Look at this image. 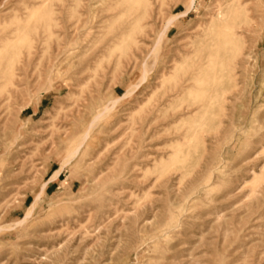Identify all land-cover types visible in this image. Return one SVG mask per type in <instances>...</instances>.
Listing matches in <instances>:
<instances>
[{
    "label": "rangeland",
    "instance_id": "rangeland-1",
    "mask_svg": "<svg viewBox=\"0 0 264 264\" xmlns=\"http://www.w3.org/2000/svg\"><path fill=\"white\" fill-rule=\"evenodd\" d=\"M188 4L0 0V264H264V0Z\"/></svg>",
    "mask_w": 264,
    "mask_h": 264
},
{
    "label": "bare ground",
    "instance_id": "bare-ground-1",
    "mask_svg": "<svg viewBox=\"0 0 264 264\" xmlns=\"http://www.w3.org/2000/svg\"><path fill=\"white\" fill-rule=\"evenodd\" d=\"M194 0H190V5L189 6H191L192 5V2H193ZM189 9H190V7H189ZM189 9H187L186 11H184V12H180V13H178V14H176V15H173V16H170L168 19H167V21H166V24H165V26L163 27V29H161V31L159 32V34H158V37H157V40H156V42H155V47H158V45L160 44V42H161V40H162V38L165 36V34H166V32H167V30H168V27H169V25L173 22V21H175L177 18H179V17H181V16H183V15H185L187 12H188V10ZM219 14V13H218ZM222 16V15H221ZM219 37V36H218ZM222 38V37H221ZM224 39V38H223ZM217 40V39H216ZM220 45V44H219ZM157 49V48H156ZM207 55H208V53H207ZM206 55V56H207ZM211 59V58H210ZM207 60V59H206ZM207 61H209V58H208V60ZM206 61V62H207ZM201 62H203V59H202V61ZM212 62V61H211ZM203 64V63H202ZM207 64V63H206ZM219 64V63H218ZM153 65H154V63H153ZM152 65V66H153ZM208 65V64H207ZM203 66V65H202ZM145 67V66H144ZM143 67V68H144ZM204 69V68H203ZM210 69V68H209ZM144 70V71H143ZM142 71H143V73H141L142 75H141V78H140V82H142V81H144L145 80V78H146V70L145 69H143ZM194 71H197V70H195L194 69ZM198 71H199V68H198ZM216 71V70H215ZM192 72V71H191ZM206 72V71H205ZM210 72V71H209ZM219 72H220V70H219ZM196 73V72H195ZM201 73V72H200ZM213 73V72H212ZM211 73V74H212ZM192 74H194V73H192ZM197 74V73H196ZM199 74V73H198ZM197 74V75H198ZM220 74H222V73H220ZM215 75V74H214ZM217 75V74H216ZM224 75V74H223ZM194 76V75H193ZM201 75H198V77H200ZM218 76V75H217ZM194 77H197V76H194ZM205 77V76H204ZM200 78H202V76L200 77ZM200 78H197V79H200ZM208 78V77H207ZM209 79H210V77H209ZM224 79H226V78H224ZM191 80V79H190ZM189 79H188V81H190ZM205 80H207V79H205ZM216 80V79H215ZM219 80V79H218ZM186 81V80H185ZM192 81H193V79H192ZM223 81V80H222ZM139 82V83H140ZM225 82V81H224ZM228 82V81H227ZM138 83V84H139ZM214 83V82H213ZM135 84V83H134ZM137 84V83H136ZM137 84V85H138ZM221 84V83H220ZM219 84V85H220ZM137 85L136 86H134V87H136L137 88ZM222 85V84H221ZM131 86V85H130ZM130 86L128 87V88H130ZM224 86V85H223ZM221 87V86H220ZM132 88V87H131ZM223 89V88H222ZM132 90L133 89H130V90H126V94H125V96H129L131 93H132ZM134 90H135V88H134ZM134 92V91H133ZM117 100H120V98H118V99H115V100H113V101H111V106H109L108 104L106 105V106H104L98 113H96L94 116H93V119H92V121L86 126V128H85V130H84V133H83V136H81L82 138L80 139V141H79V143L77 144V146L75 147V149L72 151V153L69 155L70 157H73L78 151H79V149H80V147L82 146V144L87 140V138L89 137V132H90V130L92 129V127L95 125V123L98 121V119L100 118V117H102L103 116V114H105L106 112H108V110H110L113 106H114V104L117 102ZM77 155V154H76ZM69 161V158L64 162V163H67ZM63 166V165H62ZM58 174H59V170H56V171H54L53 172V175H52V177H50L51 179H55L57 176H58ZM43 188V187H42ZM41 194V193H40ZM36 198V197H35ZM35 201H37V200H35ZM31 207H33V205L31 206ZM31 213V211L30 210H28L27 212H26V214L24 215V219L25 218H27L28 216H29V214Z\"/></svg>",
    "mask_w": 264,
    "mask_h": 264
}]
</instances>
